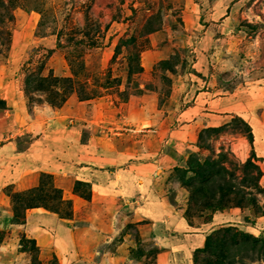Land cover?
<instances>
[{
    "label": "rangeland",
    "instance_id": "obj_1",
    "mask_svg": "<svg viewBox=\"0 0 264 264\" xmlns=\"http://www.w3.org/2000/svg\"><path fill=\"white\" fill-rule=\"evenodd\" d=\"M7 113L0 147L19 155L0 148V264H59L23 231L32 209L67 228L72 213L88 224L70 194L88 199L89 184L66 190L63 175H24L23 152L54 129L69 130L74 149L99 137L89 147L109 160L124 150L117 163L160 162L188 192L186 221L211 222L203 233L225 241V263L264 264V0H0L1 123ZM28 189L24 203L43 207L19 201L16 216L12 193ZM193 189L205 192L191 199ZM125 229L134 248L124 264H186L161 239ZM80 247L72 264H98L102 253Z\"/></svg>",
    "mask_w": 264,
    "mask_h": 264
},
{
    "label": "crops",
    "instance_id": "obj_2",
    "mask_svg": "<svg viewBox=\"0 0 264 264\" xmlns=\"http://www.w3.org/2000/svg\"><path fill=\"white\" fill-rule=\"evenodd\" d=\"M9 116L10 114L3 117L5 120L2 123L0 121V124L7 125ZM33 120L32 124L37 125L38 121ZM52 134L59 135L60 138L52 140ZM67 134H70L69 130L54 129L53 133L43 131L41 136H35L34 142L22 154L25 163L30 166L24 175L43 172L63 175L60 179L66 183V190L75 181L89 184L88 199L70 194L76 202L73 204L74 213L82 208V212L87 209L88 224L77 226L72 213L69 221L66 220L70 222L68 227L71 228H67L62 225L65 220L56 214L42 209L41 212L40 208L32 209L36 211L25 215L23 231L36 241L40 252L48 250L58 258L59 264H72L79 257V254H72L77 253L76 248L81 246L82 254L91 249L102 253L101 258L97 257L98 264H124L128 252L124 248H134L132 244H126V237L129 235L125 227L132 224L141 236L144 233L156 241H164L161 247H168L165 249L167 257L176 255L185 260L186 264H191L192 252L203 246L206 236L203 232L210 228L211 222L193 226L186 221L183 212L188 202V192L176 181L167 178L170 171H164L160 162L157 165L154 163L155 160L139 164L130 161V158L135 157H129L117 163L122 156H126L124 150H115L113 159L111 158L113 161L104 152L94 154L96 148H90L89 144L92 140L97 142L99 137L88 139L87 143L78 144L74 149V146L64 145ZM73 137L76 140V132ZM0 148L10 158L11 154L18 158L19 153L9 145L3 144ZM79 156L82 159H78ZM142 167L144 168L141 169ZM19 179L20 182L30 180L27 176ZM77 227H82V230H79L81 236H77L76 240L77 233H74L77 232ZM117 235L119 237L115 238ZM114 238L117 241L110 244ZM66 244H71V247ZM107 244H110L109 248H106ZM72 247L74 253L70 252ZM62 256L64 261L61 260ZM163 264L171 263L165 260Z\"/></svg>",
    "mask_w": 264,
    "mask_h": 264
},
{
    "label": "trees",
    "instance_id": "obj_3",
    "mask_svg": "<svg viewBox=\"0 0 264 264\" xmlns=\"http://www.w3.org/2000/svg\"><path fill=\"white\" fill-rule=\"evenodd\" d=\"M76 183H81V182L76 181ZM200 190H196V189H193L192 191L190 190V198L193 199L194 195L197 192H199ZM31 191H33V189H28V190H25V191L13 192L12 193V197H13L12 198L13 199L12 203L14 202V204L12 206L13 207L12 211L14 212V214L16 216L18 214V212H17L18 210H17V206H15V204L19 205V201H21L22 204H23L22 211H25V209L30 208V207L31 208L32 207H43V205H40L39 203H37V201H31L30 203H27L30 200V197L27 200V202L24 203V201L22 199V195H24L26 193H29ZM201 191H202V193H204L205 189H202ZM33 192H35V191H33ZM33 202H36V203H33ZM237 206H239V205H237ZM221 208L222 207H217V208L214 207L215 210H219ZM229 230H232V229H230L229 227L223 229V231H226V233H228L227 231H229ZM214 232H217V231H214ZM213 235H211V234L207 235L205 237L203 246L201 248H196L192 252L191 259H192V263L193 264H198V255H200L202 253H206L208 255L209 252H210V254H209L208 258L206 259L205 264H228V263H225V259H226V255H225V245H226V243H225V241L221 240L218 237H213ZM241 236H242V239L251 240V241H253V243L257 241L256 237H250L247 234H243V235L241 234ZM213 257H215V259ZM211 259H213L214 261H212Z\"/></svg>",
    "mask_w": 264,
    "mask_h": 264
}]
</instances>
